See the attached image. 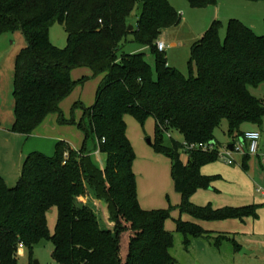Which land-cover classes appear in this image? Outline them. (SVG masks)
<instances>
[{
    "label": "trees",
    "instance_id": "obj_1",
    "mask_svg": "<svg viewBox=\"0 0 264 264\" xmlns=\"http://www.w3.org/2000/svg\"><path fill=\"white\" fill-rule=\"evenodd\" d=\"M187 1L206 8L218 0ZM180 19L168 0H0V35L21 30L27 43L15 63L12 132L28 137L50 114H61L60 103L84 81L72 79L73 69L88 66L104 74L95 104L84 108L79 122L82 149L59 141L51 156L28 154L15 186L0 173V264L18 263L20 243L34 264V249L43 240L53 243L58 264L174 262L173 234L165 227L170 210H146L140 204L136 154L127 135L129 114L142 124L154 118L151 144L171 159L181 213L205 220L255 213V205L215 209L193 203L192 195L210 186L212 178L203 175L201 167L217 160L218 150L193 151L184 163L183 142L170 136L166 144L164 139L177 132L189 143L220 146L215 130L224 121L232 141L243 135L245 124L262 125L264 100L254 96L250 86L264 82V35L231 19L222 39L221 22L215 21L192 45L185 74L168 64L157 45L163 31ZM55 23L66 28L65 48L50 39ZM144 47L155 56L156 73ZM91 142L107 154L105 168L93 162L87 148ZM249 157L243 156L246 169ZM90 195L101 203V212L92 201L80 200ZM54 207L58 219L52 234L48 212ZM178 229L186 242L189 236L211 238L194 222L180 219ZM216 242L220 244V238Z\"/></svg>",
    "mask_w": 264,
    "mask_h": 264
},
{
    "label": "rangeland",
    "instance_id": "obj_2",
    "mask_svg": "<svg viewBox=\"0 0 264 264\" xmlns=\"http://www.w3.org/2000/svg\"><path fill=\"white\" fill-rule=\"evenodd\" d=\"M179 12L180 22L165 29L159 40L166 45L165 55L171 66L188 74V61L192 45L198 41L204 32L215 22H221L220 35L225 39L227 25L231 19H238L251 28L256 34L264 35V0H218L213 6L196 8L187 0H168ZM138 11L132 15V22H136ZM50 39L59 48L67 46V31L63 24L55 23L50 29ZM26 39L21 30L11 34V39L0 47V133L8 134L5 130H12L15 122V63L18 53L26 46ZM131 50L132 46H127ZM146 60L156 73L155 56L149 47L142 48ZM73 80L84 79L79 82L72 92L60 103L61 114L55 113L47 120V137L56 134L62 136L61 140L68 141L76 149L84 147V133L79 127L83 118L84 108L95 104L97 90L104 77L103 73H95L91 67L82 66L72 70ZM251 93L264 100V82L258 86H250ZM127 135L134 148L136 159L134 171L137 177L138 197L142 208L146 210H170V216L165 221V227L173 234L174 245L171 255L174 262L171 264H264V196L257 191L264 190V119L261 126L247 123L243 131L258 130L261 132L259 154L250 155L248 169L242 165L243 156L233 153L237 162L228 164L227 159L219 157L217 160L201 167V173L211 176L208 188L197 190L191 197L198 206H212L215 209L222 207H243L255 205V213L243 217L223 220L197 219L189 213H181L180 203L182 196L175 190L172 177L171 159L156 152L152 142L155 140V120L148 118L142 124L132 115L126 116ZM179 141H183L180 133L172 132ZM170 136H165V143H170ZM218 142L223 146L233 140L227 133V122L215 130ZM67 138V139H65ZM235 142L243 143V135L235 138ZM22 137L14 133L11 137L0 136V162L4 172L10 174L9 186H15L19 180L24 161L28 154L24 152ZM47 142L45 150H52L56 146ZM91 157L96 166L105 168L107 154L98 147L95 149L91 142L88 145ZM184 158L187 155L182 154ZM163 161L157 170L143 168L144 161ZM156 164V163H154ZM162 169V170H161ZM15 178L11 180V178ZM17 178V179H16ZM140 198H143L140 199ZM83 202L92 201L98 211L102 205L91 195L80 199ZM142 200V201H141ZM143 202V203H142ZM58 219L56 207L48 212L50 232H55ZM190 221L209 231V236H189L188 242L184 234L178 229V221ZM103 220V219H102ZM109 227L110 224L107 223ZM220 238V244H216ZM240 245V249L236 248ZM251 251L242 254V249ZM53 243L43 240L34 249L33 261L40 264H58L52 256ZM17 264H30V256L26 247L19 248Z\"/></svg>",
    "mask_w": 264,
    "mask_h": 264
},
{
    "label": "built area",
    "instance_id": "obj_3",
    "mask_svg": "<svg viewBox=\"0 0 264 264\" xmlns=\"http://www.w3.org/2000/svg\"><path fill=\"white\" fill-rule=\"evenodd\" d=\"M157 45L160 51H165L166 45L163 40L158 41ZM168 135L170 136V134ZM261 137L262 135L260 131L247 130L243 133V143L231 141L226 145L217 146L215 143H189L187 141H182L183 146L181 152L182 154L189 157V153L196 150L213 151L217 149L218 156L226 158L228 164L233 165L237 162L236 158L233 156V153H239L241 156L258 154L260 149ZM230 145H232V147H230ZM257 191L264 196V190L258 188ZM23 247V244L20 243L19 248Z\"/></svg>",
    "mask_w": 264,
    "mask_h": 264
},
{
    "label": "crops",
    "instance_id": "obj_4",
    "mask_svg": "<svg viewBox=\"0 0 264 264\" xmlns=\"http://www.w3.org/2000/svg\"><path fill=\"white\" fill-rule=\"evenodd\" d=\"M10 39H11V34H2V35H0V47L3 46L6 42H9ZM169 65L171 66V64H169ZM0 109H1V104H0ZM0 114H1V110H0ZM54 114L55 113L50 114L46 118V120L30 136L27 137V136H24V135L19 134L22 137V139H23V142H24L23 143V149H24V152L26 154H30V153H32L34 151H39V152H42V153H44L46 155H50V156L54 154L55 148H54V151H53V148H52V150H51V148H50V150L49 149L48 150H45L44 149V147L46 146L47 142L50 143V145L51 144L53 145L54 142H56V141L59 142L60 141L59 139L62 138V136H58L57 134L55 136H53V137H47V136H45L46 135V132L48 131V124H49L47 122V120H49V118L52 115H54ZM5 131L9 134L8 137H5V138H9V137H11L14 134V132H12L11 130H5ZM0 136H2L1 133H0ZM65 139H67V138H65ZM61 141H64V140H61ZM64 142L68 143L70 146H72L73 148H75L72 144H70V142H68V141H64ZM181 158H182V160H183L184 163H187L188 160H189V157L188 156L186 158H184L183 155H182ZM154 163H156V164H154ZM154 163L151 162V161H144V163H142V164H144L142 167L143 168H148L150 170H153L154 169V170H157L158 171L159 170L158 169L159 167H154V166H158L160 163L162 165L163 164V161L160 160V161H156ZM152 165H154V166H152ZM3 167L4 166L1 165V162H0V173L4 177L6 183L8 185H10V182H9V177H10L9 175L10 174L8 173V175H7V172H4V168ZM248 167L249 166H247V169H248ZM12 179H13V177L11 178V180ZM14 180H15V178L13 179V181ZM140 199L143 200V198H140Z\"/></svg>",
    "mask_w": 264,
    "mask_h": 264
},
{
    "label": "water",
    "instance_id": "obj_5",
    "mask_svg": "<svg viewBox=\"0 0 264 264\" xmlns=\"http://www.w3.org/2000/svg\"><path fill=\"white\" fill-rule=\"evenodd\" d=\"M130 28H133V26H130ZM1 135L4 137H8L9 134L1 133ZM148 142L151 143L152 142L151 139H148ZM230 147H232V145H230ZM241 253L242 254H246V253L249 254V253H251V251L244 248V249H242ZM34 264H40V262L38 260H34Z\"/></svg>",
    "mask_w": 264,
    "mask_h": 264
}]
</instances>
